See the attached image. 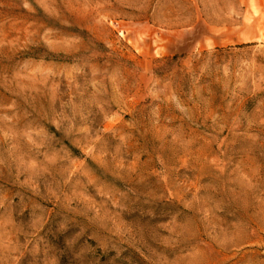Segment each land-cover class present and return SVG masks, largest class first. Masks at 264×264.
<instances>
[{
	"label": "rangeland",
	"instance_id": "rangeland-1",
	"mask_svg": "<svg viewBox=\"0 0 264 264\" xmlns=\"http://www.w3.org/2000/svg\"><path fill=\"white\" fill-rule=\"evenodd\" d=\"M0 264H264V0H0Z\"/></svg>",
	"mask_w": 264,
	"mask_h": 264
}]
</instances>
